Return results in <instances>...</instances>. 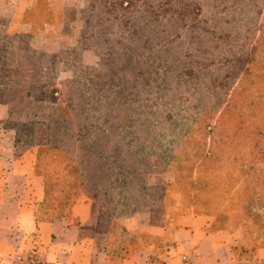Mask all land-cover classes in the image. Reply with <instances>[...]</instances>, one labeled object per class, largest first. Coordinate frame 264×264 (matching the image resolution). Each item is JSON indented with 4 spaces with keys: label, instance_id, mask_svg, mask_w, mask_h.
<instances>
[{
    "label": "rangeland",
    "instance_id": "374dc122",
    "mask_svg": "<svg viewBox=\"0 0 264 264\" xmlns=\"http://www.w3.org/2000/svg\"><path fill=\"white\" fill-rule=\"evenodd\" d=\"M263 75L264 0H0V179L22 158L39 218L91 200L138 230L193 213L253 237Z\"/></svg>",
    "mask_w": 264,
    "mask_h": 264
},
{
    "label": "crops",
    "instance_id": "0c3cea01",
    "mask_svg": "<svg viewBox=\"0 0 264 264\" xmlns=\"http://www.w3.org/2000/svg\"><path fill=\"white\" fill-rule=\"evenodd\" d=\"M23 161L11 158L14 171L0 179V264L26 252L52 264H180L182 254L193 255L194 264H264V207L253 237L193 213L174 222L148 220L138 230L102 221L91 200L63 216L39 218L42 179L32 168L19 171Z\"/></svg>",
    "mask_w": 264,
    "mask_h": 264
},
{
    "label": "built area",
    "instance_id": "2783aa9c",
    "mask_svg": "<svg viewBox=\"0 0 264 264\" xmlns=\"http://www.w3.org/2000/svg\"><path fill=\"white\" fill-rule=\"evenodd\" d=\"M194 256L182 254L180 256V264H194ZM11 264H52L33 252L17 253L11 259Z\"/></svg>",
    "mask_w": 264,
    "mask_h": 264
},
{
    "label": "trees",
    "instance_id": "16d2710c",
    "mask_svg": "<svg viewBox=\"0 0 264 264\" xmlns=\"http://www.w3.org/2000/svg\"><path fill=\"white\" fill-rule=\"evenodd\" d=\"M176 46V45H175ZM170 49L172 50V47H170ZM255 55V50H252V49H250L249 50V52H248V56L250 57H253ZM234 66L235 65H233V67L232 68H234ZM263 77H264V75H263ZM178 83V82H177ZM46 196V195H45ZM260 223V222H259ZM244 230V229H243Z\"/></svg>",
    "mask_w": 264,
    "mask_h": 264
}]
</instances>
